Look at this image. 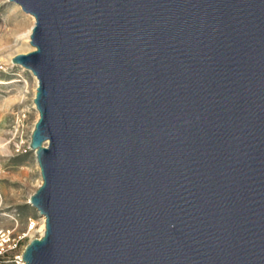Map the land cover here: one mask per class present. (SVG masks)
<instances>
[{"label": "water", "instance_id": "1", "mask_svg": "<svg viewBox=\"0 0 264 264\" xmlns=\"http://www.w3.org/2000/svg\"><path fill=\"white\" fill-rule=\"evenodd\" d=\"M8 1L34 18L24 263L264 264V0Z\"/></svg>", "mask_w": 264, "mask_h": 264}, {"label": "rangeland", "instance_id": "2", "mask_svg": "<svg viewBox=\"0 0 264 264\" xmlns=\"http://www.w3.org/2000/svg\"><path fill=\"white\" fill-rule=\"evenodd\" d=\"M34 18L8 0H0V229L41 235L42 219L29 203L41 183L35 152L30 149L31 132L38 119L34 104L37 80L32 72L11 62L15 54L33 50L18 36L31 27ZM21 38V39H20ZM24 40V41H23Z\"/></svg>", "mask_w": 264, "mask_h": 264}, {"label": "built area", "instance_id": "3", "mask_svg": "<svg viewBox=\"0 0 264 264\" xmlns=\"http://www.w3.org/2000/svg\"><path fill=\"white\" fill-rule=\"evenodd\" d=\"M35 227V222L29 220L26 231H17L7 227L0 229V264H25L23 252L26 245L41 235H27Z\"/></svg>", "mask_w": 264, "mask_h": 264}, {"label": "bare ground", "instance_id": "4", "mask_svg": "<svg viewBox=\"0 0 264 264\" xmlns=\"http://www.w3.org/2000/svg\"><path fill=\"white\" fill-rule=\"evenodd\" d=\"M14 4H15V3H14ZM15 6H18V5L15 4ZM29 16H31V15H29ZM31 18H33V16H31ZM31 28H32V26L29 27V28L26 29V30L24 29L23 31H22L21 29H19L20 33L18 34V36L21 37L22 39L28 41V40H29V37H30ZM21 38H20V39H21ZM24 40H23V41H24ZM36 80H37V79H36ZM41 219H42L41 232L43 233V231H44V217L41 216Z\"/></svg>", "mask_w": 264, "mask_h": 264}]
</instances>
